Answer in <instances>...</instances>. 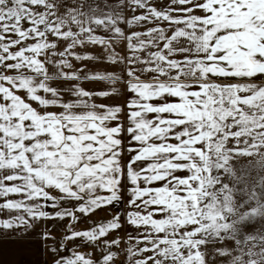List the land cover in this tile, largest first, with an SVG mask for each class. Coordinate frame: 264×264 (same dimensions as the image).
I'll use <instances>...</instances> for the list:
<instances>
[{
	"label": "snow or ice",
	"instance_id": "1",
	"mask_svg": "<svg viewBox=\"0 0 264 264\" xmlns=\"http://www.w3.org/2000/svg\"><path fill=\"white\" fill-rule=\"evenodd\" d=\"M5 244L15 264H264V0H0L13 264Z\"/></svg>",
	"mask_w": 264,
	"mask_h": 264
},
{
	"label": "crops",
	"instance_id": "2",
	"mask_svg": "<svg viewBox=\"0 0 264 264\" xmlns=\"http://www.w3.org/2000/svg\"><path fill=\"white\" fill-rule=\"evenodd\" d=\"M102 67V66H101ZM89 88L95 87V88H104L105 85L103 83H99V84H87L86 85ZM67 206H71V204L67 205ZM109 217V211L108 210H104V211H98L95 213L94 216L90 217L89 219H91L92 221H96L98 219L101 218H108ZM50 223H54L56 225V227L53 229V232L55 235H60L61 231L63 230V228L66 226V224L68 223L67 220L65 221H55V222H50ZM89 226L88 220L82 218L80 222H77L74 224V227L76 229H84L87 228ZM113 236L116 235V233H112ZM121 236H123V232L120 233ZM76 243H80L79 241H76ZM82 251H91L90 248H82Z\"/></svg>",
	"mask_w": 264,
	"mask_h": 264
},
{
	"label": "rangeland",
	"instance_id": "3",
	"mask_svg": "<svg viewBox=\"0 0 264 264\" xmlns=\"http://www.w3.org/2000/svg\"><path fill=\"white\" fill-rule=\"evenodd\" d=\"M5 253H4V259L8 260L11 259V261L13 262V264H15L16 260L18 259V257L15 254H11L10 253V245L5 244Z\"/></svg>",
	"mask_w": 264,
	"mask_h": 264
}]
</instances>
